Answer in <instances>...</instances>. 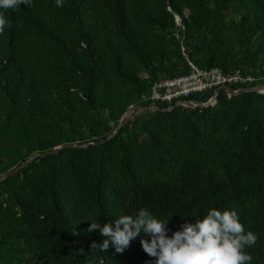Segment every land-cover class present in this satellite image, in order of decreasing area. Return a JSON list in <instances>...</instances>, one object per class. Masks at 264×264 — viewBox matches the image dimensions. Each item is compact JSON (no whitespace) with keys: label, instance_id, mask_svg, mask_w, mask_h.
I'll list each match as a JSON object with an SVG mask.
<instances>
[{"label":"trees","instance_id":"1","mask_svg":"<svg viewBox=\"0 0 264 264\" xmlns=\"http://www.w3.org/2000/svg\"><path fill=\"white\" fill-rule=\"evenodd\" d=\"M181 19V26L177 22ZM0 36V264H153L139 243L100 251L89 232L144 207L170 220L237 210L264 264V94L217 89L144 101L163 79L221 68L264 81V0H33ZM106 141L104 143H100ZM191 215L193 217L181 216ZM171 231L169 235H171Z\"/></svg>","mask_w":264,"mask_h":264},{"label":"clouds","instance_id":"2","mask_svg":"<svg viewBox=\"0 0 264 264\" xmlns=\"http://www.w3.org/2000/svg\"><path fill=\"white\" fill-rule=\"evenodd\" d=\"M32 2L0 0V36L12 27L8 11H16L21 5L29 7ZM66 2L55 0V6L62 8ZM184 217L193 216H181L182 220ZM90 222L88 231L98 230L105 237L92 247L99 245L105 252L111 245L117 253H123L140 237L142 250L154 258L153 264H252L253 257L246 248L254 246L258 239L257 234L245 228L235 209L211 208L201 218L184 220L175 231L168 227L170 220L158 218L144 207L104 224Z\"/></svg>","mask_w":264,"mask_h":264},{"label":"built area","instance_id":"3","mask_svg":"<svg viewBox=\"0 0 264 264\" xmlns=\"http://www.w3.org/2000/svg\"><path fill=\"white\" fill-rule=\"evenodd\" d=\"M177 22L180 26L182 25L179 17ZM259 81L261 80L258 77L239 70L226 73L221 68L210 70L194 68L189 74L156 82L142 97L144 101L172 103L225 85L252 86Z\"/></svg>","mask_w":264,"mask_h":264},{"label":"water","instance_id":"4","mask_svg":"<svg viewBox=\"0 0 264 264\" xmlns=\"http://www.w3.org/2000/svg\"><path fill=\"white\" fill-rule=\"evenodd\" d=\"M223 90H226L231 95H240V94L245 93V92H256V93L264 94V83H260L259 85L255 86V87H243L239 90H235L233 87L228 86V85L219 87L216 90L213 98L207 103H195V102H192L189 100H182V101H179L176 105L171 106L169 108H160L157 105H150V106L136 105V106H133L129 109L127 114L124 116V118L122 119V121L120 122L118 127L116 128L115 132L107 140H110V139L114 138L116 135H118L120 133L121 129L131 120L133 115L137 112L149 111V110H151V111H160L161 110V111L167 112V111H173L176 107L183 106V105L187 106V107H191V108L208 107V106H211L217 102L218 97ZM104 142H106V141H102L100 143H104ZM90 145H91L90 143H87V144H66V145L60 146L58 148H55V149L47 151V152H39V153L33 155L29 160L25 161L20 166L16 167L12 171H10V172L4 174L2 177H0V184L2 182L6 181L7 179H9L11 176L18 174L22 169L28 167L31 163H33L39 157L55 155V154H58L62 150H65L67 148L88 147Z\"/></svg>","mask_w":264,"mask_h":264},{"label":"rangeland","instance_id":"5","mask_svg":"<svg viewBox=\"0 0 264 264\" xmlns=\"http://www.w3.org/2000/svg\"><path fill=\"white\" fill-rule=\"evenodd\" d=\"M262 83H264V81Z\"/></svg>","mask_w":264,"mask_h":264}]
</instances>
